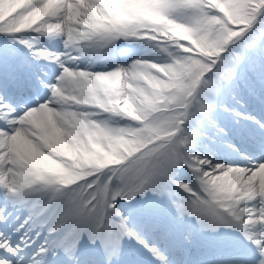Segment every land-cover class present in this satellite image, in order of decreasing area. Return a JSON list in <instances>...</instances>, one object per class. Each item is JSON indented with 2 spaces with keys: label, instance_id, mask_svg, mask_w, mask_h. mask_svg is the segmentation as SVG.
Listing matches in <instances>:
<instances>
[{
  "label": "snow or ice",
  "instance_id": "snow-or-ice-1",
  "mask_svg": "<svg viewBox=\"0 0 264 264\" xmlns=\"http://www.w3.org/2000/svg\"><path fill=\"white\" fill-rule=\"evenodd\" d=\"M0 264H264V0H0Z\"/></svg>",
  "mask_w": 264,
  "mask_h": 264
},
{
  "label": "rangeland",
  "instance_id": "rangeland-1",
  "mask_svg": "<svg viewBox=\"0 0 264 264\" xmlns=\"http://www.w3.org/2000/svg\"><path fill=\"white\" fill-rule=\"evenodd\" d=\"M135 47H136V51H137L138 53L142 52V49L139 48V46H135Z\"/></svg>",
  "mask_w": 264,
  "mask_h": 264
}]
</instances>
